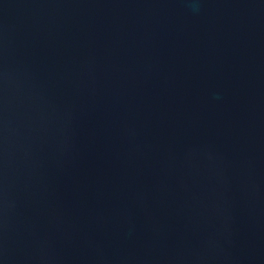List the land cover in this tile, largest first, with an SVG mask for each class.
I'll return each instance as SVG.
<instances>
[{
  "label": "water",
  "instance_id": "1",
  "mask_svg": "<svg viewBox=\"0 0 264 264\" xmlns=\"http://www.w3.org/2000/svg\"><path fill=\"white\" fill-rule=\"evenodd\" d=\"M0 264H264V0H0Z\"/></svg>",
  "mask_w": 264,
  "mask_h": 264
}]
</instances>
